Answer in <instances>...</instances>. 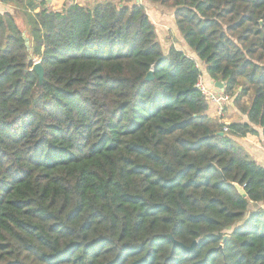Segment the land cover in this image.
<instances>
[{"label": "trees", "instance_id": "1", "mask_svg": "<svg viewBox=\"0 0 264 264\" xmlns=\"http://www.w3.org/2000/svg\"><path fill=\"white\" fill-rule=\"evenodd\" d=\"M148 1L248 123L208 115L142 4L0 0V264H264V166L235 142L264 138V0Z\"/></svg>", "mask_w": 264, "mask_h": 264}, {"label": "crops", "instance_id": "2", "mask_svg": "<svg viewBox=\"0 0 264 264\" xmlns=\"http://www.w3.org/2000/svg\"><path fill=\"white\" fill-rule=\"evenodd\" d=\"M121 1L126 0H76V3L82 6L91 7L96 2ZM46 2V7L50 10L60 11L65 7L68 0H46ZM0 5L3 7L0 9L1 12H12V8L10 6L4 5L2 2H0ZM142 5L145 7L147 15L155 26L162 50L167 53L172 47H174L177 50L185 53L193 60H196L199 63V67L201 68L203 75L207 77L208 82L211 84L213 81H210L211 79L206 73L204 64L199 60L195 51L191 49V47L186 43L182 33L177 26L175 9L163 6L159 3H152L148 0H144ZM223 104L232 107V112L231 114H229V116L226 117L223 114L222 118L217 117V107L214 104L209 105L208 115L213 119H218L220 122L226 125H230L232 123H248V116L242 114L235 108V106L233 105V99L224 100ZM257 131L259 132V135L249 136L243 139L238 138L235 140V142L244 150H246L247 153L259 165L264 166V138L262 130L260 128H257Z\"/></svg>", "mask_w": 264, "mask_h": 264}, {"label": "built area", "instance_id": "3", "mask_svg": "<svg viewBox=\"0 0 264 264\" xmlns=\"http://www.w3.org/2000/svg\"><path fill=\"white\" fill-rule=\"evenodd\" d=\"M136 4H142L144 0H133ZM68 3L74 4L76 0H68ZM196 87L200 90V92L208 97L209 103L214 104L217 107V117H222L224 114V100H228L229 98L223 97L218 93V90L215 89L209 82L208 79L203 73L200 75Z\"/></svg>", "mask_w": 264, "mask_h": 264}, {"label": "water", "instance_id": "4", "mask_svg": "<svg viewBox=\"0 0 264 264\" xmlns=\"http://www.w3.org/2000/svg\"><path fill=\"white\" fill-rule=\"evenodd\" d=\"M23 37H24V39H25V44H26V46H27L28 49L31 51V56H33V54H32L33 51H32V49H30V41H29V39L25 36V34H23ZM33 70L37 72V74H38L39 77H40V80H43V78H44V69H43L41 63H38L37 65H35V66L33 67ZM146 80H148V81H149V80H153V72H150V73L148 74ZM211 85H212L215 89L219 90L221 93L223 92L224 87H225V84L222 83V82H216V83H215V82H212ZM220 135H223V134L221 133ZM237 188H238V191L240 192V194H241L243 197H246V193L244 192V190L241 189V188H239V187H237ZM221 249H222V248H221ZM188 250H189V251H193V248H190V249H188Z\"/></svg>", "mask_w": 264, "mask_h": 264}, {"label": "rangeland", "instance_id": "5", "mask_svg": "<svg viewBox=\"0 0 264 264\" xmlns=\"http://www.w3.org/2000/svg\"><path fill=\"white\" fill-rule=\"evenodd\" d=\"M37 1H41V0H37ZM48 1V0H47ZM3 8L1 5H0V9ZM16 22L18 24V26L23 30V32L25 31L26 29V16L25 14L21 11L19 14L16 15ZM25 36L28 38V34L27 32L25 31L24 32ZM31 53V51H30ZM33 57L30 55V59H32ZM33 61V64L34 66L37 65L38 63H40V61L37 59V58H33L32 59ZM210 80V79H209ZM212 81V80H210ZM218 93L220 94V91L218 90ZM225 104V103H224ZM224 106V116H229V114H231L232 112V107L231 106H227V105H223ZM219 118H222V117H219Z\"/></svg>", "mask_w": 264, "mask_h": 264}]
</instances>
